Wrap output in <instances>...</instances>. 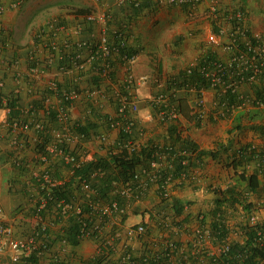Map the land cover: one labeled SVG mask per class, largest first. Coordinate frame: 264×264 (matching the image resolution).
Listing matches in <instances>:
<instances>
[{
  "label": "crops",
  "instance_id": "crops-1",
  "mask_svg": "<svg viewBox=\"0 0 264 264\" xmlns=\"http://www.w3.org/2000/svg\"><path fill=\"white\" fill-rule=\"evenodd\" d=\"M59 1L58 15L47 19L34 34L17 35L15 23L18 16L8 2L0 23L9 42L4 55L15 62L14 69L5 73L0 71V79L4 81L2 93L14 101L11 112L16 119L32 123L28 130L18 135L14 145L10 144L11 135L7 128L0 125L1 218L3 223L12 226L16 239L26 240L34 235L38 245L48 247L42 254L30 256L28 264H49L53 255L60 258L61 264H94V258L100 257L116 262L127 252L135 255L141 249L137 236L133 234L137 225L145 227L146 239L157 241L166 237L178 243L185 252L194 253L197 246H202L205 254L216 253L222 242L209 234L215 221L216 191L237 184L231 164L238 161L236 153L240 149L254 146L264 155V110L251 107L226 119L215 117L213 110L219 95L208 88L202 93L203 118L199 120L193 115V97L179 88H168V82L179 77L189 60L202 58L211 50L206 38L218 29L210 19V0H202L193 8L170 5L155 9L146 8L145 1L141 8L121 5L118 0ZM219 1L221 14L242 10L252 34H258L264 42V0ZM79 9L88 10V13H75ZM102 13L109 14L111 19L105 22L85 19L87 15L97 17ZM51 18H57L62 24L54 39L49 36ZM41 31L44 34L39 36ZM120 32H123L125 51L136 57L131 67L133 74L147 78L129 93L138 106L133 115L135 125L143 131L142 135H133L134 143L138 147L153 143L159 147L171 145L179 148L178 138L191 140L200 157L191 168L194 177L175 178L167 185L166 198L162 199L157 187L150 184L140 200L126 206L124 220L118 215L107 218L99 225L98 238L83 236L75 247H65L62 240L69 221L60 213L66 205L71 213L78 212L83 200L82 193L73 183L71 166L62 161L53 148L54 144L58 147L62 144L67 152L84 159L83 162L106 158L116 149L119 138L118 129L111 128L109 121L116 117L120 97L128 93L119 56L110 58L108 78L98 72L97 62L87 65L85 70H78L74 57L80 55V60L85 61L90 55L88 46L96 44L103 35L109 44L114 45ZM52 40L57 44L55 50L49 47ZM82 43L87 46H81ZM213 53L226 59L219 50ZM35 67L41 71L38 76L31 73ZM52 83L57 92L74 89L78 93V98L69 105L70 129L66 133L56 119L59 99L52 96ZM260 88V84H243L237 92L254 97ZM157 93H163L178 106L181 111L178 122L160 123L156 120V109L151 100ZM11 112L8 118L15 119ZM2 120L0 111V123ZM36 123L42 126V130L34 129ZM81 128L86 131L85 135L78 133ZM170 128L176 130V134L170 133ZM101 136L106 138L104 143L99 141ZM249 165L248 173L259 167L254 161ZM261 170L259 196L250 195L249 201L259 208L252 215L254 223L264 225V164ZM45 176L54 181V185L72 180L67 204H45L41 190L51 184L44 180ZM58 208L62 212L59 213ZM174 208H181L178 215H175ZM244 215L241 211L227 212L226 224L231 232L226 243L244 244L245 235L240 228L244 224ZM100 240L111 244L109 253L99 252ZM0 264H10L7 253H0Z\"/></svg>",
  "mask_w": 264,
  "mask_h": 264
},
{
  "label": "built area",
  "instance_id": "built-area-1",
  "mask_svg": "<svg viewBox=\"0 0 264 264\" xmlns=\"http://www.w3.org/2000/svg\"><path fill=\"white\" fill-rule=\"evenodd\" d=\"M146 3V8L155 9L170 5H186L191 8L195 7L202 0H118V3L129 4L133 8H141L143 2ZM8 2L12 9H18L21 5V0H0V23L1 18L5 12V3ZM209 12L212 17L210 19L216 25L218 31L216 33H210L206 38V44L210 48L212 54L214 50H219L225 54L226 59L223 60L215 56V59L209 64L208 70H203L202 75L208 82L210 89L214 90L219 99L214 106L213 115L215 117L226 119L238 111H247L248 109L255 108L264 110V94L261 97H248L239 94L238 88L243 84H259L262 77H264V42L258 34H252L250 31L245 14L242 10L227 11L221 14V7L219 0L209 1ZM87 21L98 20L105 22L111 19L109 14H100L97 17L87 15L85 17ZM49 36L55 38L57 33L62 29V24L57 18H51L48 22ZM44 33L41 31L39 36ZM118 40L116 44L111 45L108 43L106 36L96 42V44L88 46L90 48V55L85 61L80 60V55L74 57L75 67L82 71L85 70L87 65L97 62L98 72L105 78H108L111 73L110 58L114 55L120 57L125 71V84L127 92L120 97L116 117L109 121L111 128L118 129L119 133H123L129 137L123 147L132 152L139 147L134 143L133 135L137 133L142 135V129H138L135 125L133 115L137 113L138 106L131 100L129 94L135 86L143 84L147 81L146 77H136L132 70V64L135 62V54L128 53L124 49L123 32L117 34ZM224 38V40H223ZM7 35L3 32L0 25V71L5 73L8 69L15 68V62L5 57L4 51L8 46ZM81 46H87L86 43H82ZM51 50L57 48V44L54 40L49 43ZM87 47V48H88ZM200 58H194L189 60L185 71L190 73L191 70L197 67ZM60 70H63L61 68ZM31 73L35 76L40 75L41 71L38 67L31 70ZM4 89V81L0 79V111L3 113V120L0 123L2 127H6L10 133V144H16V139L22 131H26L30 128L32 123L27 121H21L19 119H9L8 115L12 111L10 103L12 98L5 96L2 93ZM50 90L53 92L52 96L59 99V106L56 109V119L61 129L66 133L70 129L69 118V105L78 98V93L72 89L69 92H57L54 83L50 84ZM188 96H192L194 100V114L197 119L203 118L202 107L204 105V99L202 96L203 90L196 88L193 85L182 86L180 88ZM229 95L233 97L231 100ZM152 105L156 109V120L160 123L178 122L181 118V113L176 104L171 102L169 97H166L163 93H157L152 97ZM36 131L42 130V126L38 123L34 124ZM61 137L63 135L57 134ZM99 141L104 143L106 138L101 136ZM191 141V140H190ZM192 142V141H191ZM53 147L59 155L62 157V161L68 164L72 169L77 168L83 163V160L79 159L76 155L65 152L60 147L62 144ZM157 150L153 154L152 161L149 162L147 169H143L141 174L135 173L132 178L124 183H114L113 193H117L126 199H134L138 201L143 196L147 187L152 184L160 191V196L166 198L167 185L174 180V176L171 172V156L169 153L173 152L170 146H157ZM252 152L253 161L259 164V169H262L264 164V155L256 149L254 146H247L244 151ZM190 150H181L178 156L183 158L182 165H187L188 159L193 157L195 153H191ZM250 164V163H249ZM246 165L245 169L250 168V165ZM100 170H95L90 175V178L101 175ZM194 172L190 169L180 174L181 179L194 177ZM47 183H51L50 186H54V181H51L47 176L44 177ZM90 183L87 181L82 182L83 191L90 192ZM97 207V206H96ZM69 208L68 205L64 206V211ZM98 210L100 215L107 218L117 215L121 212L118 203L113 201L107 205H99ZM2 209L0 208V253H7L10 264H28L27 259L31 255H40L45 250V247L38 245L36 236H30L26 240H18L14 237L13 228L11 225L3 223ZM149 218V215H147ZM253 224L255 219L251 217L250 220ZM43 230V229H42ZM98 230L96 225L87 229L85 236H90ZM132 234V231H130ZM200 232H197V234ZM133 234L137 236V240L141 244V249L133 253L127 252L118 261H109L106 259L95 260L94 264H229L230 257L226 255L229 250V243L223 242L216 253H209L206 255H193L196 251L201 254L204 253L202 246H197L194 253L185 254L181 247L172 239L159 240L162 244V248L167 251L165 254L156 256L157 250L155 249V242L153 240L146 239L145 227L143 225H137L133 229ZM114 240V237L110 239ZM147 244V248L145 245ZM63 245L67 247L63 241ZM106 249L111 250V244H104ZM155 250L149 252L147 249ZM158 247V246H156ZM47 249V248H46ZM155 251V252H154ZM205 254V253H204ZM95 259V258H94ZM241 261V260H240ZM61 260L58 256L53 255L50 257L49 264H60ZM240 264H244L240 262Z\"/></svg>",
  "mask_w": 264,
  "mask_h": 264
},
{
  "label": "trees",
  "instance_id": "trees-1",
  "mask_svg": "<svg viewBox=\"0 0 264 264\" xmlns=\"http://www.w3.org/2000/svg\"><path fill=\"white\" fill-rule=\"evenodd\" d=\"M75 13L87 14L88 10L79 9L76 10ZM214 59L215 55L212 54L211 51H207L199 60L196 68L191 70L190 73H187L184 69V71L179 74L177 79L168 82V88L171 89L174 87L180 89L182 86L193 85L196 88L208 89V82L202 75V71L208 70L210 68L209 64ZM259 84L261 85V88L260 91L256 92V97H261L264 94V77L261 78ZM229 97L231 100L233 99L231 95H229ZM10 107L12 110L14 109V101L10 103ZM11 114H13V112H11ZM11 116L16 118V115L14 116V114ZM169 131L172 134H176V130L173 128H170ZM78 133L85 135L86 131L81 128ZM128 139L129 137L127 135L119 133L116 149L110 152L106 158L90 159L81 163V165L77 168L72 169L71 167L73 177L75 178L73 183L76 184L77 190L82 193L81 198L83 202L79 205V211L74 213L69 211L71 210L70 208L69 210L63 211V213H60L61 209L58 208L59 213L67 216L69 221L66 236H64L62 240L67 247L69 245L75 247L79 243L80 239L85 236L87 229L92 227V225H96L98 230L90 236L92 238H98V232L100 229L99 225L107 220V217L100 215L98 210L99 205L103 206L116 201L119 209L121 210V212L117 213V215L121 216L124 220L126 206L135 201L134 199H126L117 193H113L115 186L114 183L116 182L117 184H121L130 180L135 173L141 174L143 169H147L149 162L154 160L153 154L157 148L153 143H148L145 146H140L138 150L128 152L123 147ZM178 143L180 145L179 148H173L169 145L173 149V152L169 153V156H171V172L174 179L177 178L180 180V174L190 170L196 164L200 154L196 151L195 145L190 140H181L178 138ZM60 147L63 151L67 152L63 148V145ZM185 149L192 151L191 153H195V155L188 159L187 165H182L181 161L183 158L179 157L178 153ZM243 151L244 149L242 148L236 153L237 157L240 159L238 158L236 163L231 164L234 170L235 182L237 184H234L231 187H226L224 190L218 189L216 191L217 199L214 203L215 221L211 225V231L209 234L214 239L218 241L221 240L220 243H223V241L225 242L231 232L229 226L226 224L227 212L231 211V214H235L241 211L245 214L244 224H241L240 227L242 229V233L245 235V242L244 244L229 243V250L226 253V255L230 257L229 264H240V262H243L244 264H264V225L258 222L250 225L252 215L259 208H257L255 203L249 201L250 195L259 196L260 183L258 177L262 170L259 169V167H256V169L251 173L246 172L245 167L254 160V153L248 151L243 153ZM95 170H100L102 174L97 177L90 178V175ZM84 181L90 183L89 193L83 191L81 188L82 182ZM39 182L41 181L38 180V183ZM71 182L72 180L50 187L43 186L41 193L44 197L45 204L49 205L48 203L52 202L61 203L60 205L67 204V194L69 193L68 189L71 186ZM38 183L35 184L38 185ZM161 198L163 199V197ZM180 209L181 208H174L175 215L180 213ZM39 215H42L41 211H39ZM162 239L168 238L164 237ZM100 241L99 252L103 254L109 253L110 250L106 249L104 246V240ZM154 245L155 249H159L157 250L156 256L167 253V251L162 248V244L159 240H157ZM146 246L147 244L145 245V248H147ZM155 249L152 247V249H147L146 251L150 254L149 252L152 253ZM44 250H46V247ZM190 253L191 252H185V254L188 255ZM193 255L206 254H199L197 252ZM31 256L34 257V255ZM95 260L97 261L99 259L95 258Z\"/></svg>",
  "mask_w": 264,
  "mask_h": 264
},
{
  "label": "rangeland",
  "instance_id": "rangeland-1",
  "mask_svg": "<svg viewBox=\"0 0 264 264\" xmlns=\"http://www.w3.org/2000/svg\"><path fill=\"white\" fill-rule=\"evenodd\" d=\"M60 3L59 0H21L20 7L13 9L18 16L15 23L17 35L34 34L47 19L58 15Z\"/></svg>",
  "mask_w": 264,
  "mask_h": 264
}]
</instances>
